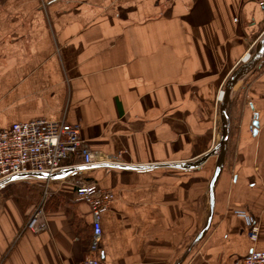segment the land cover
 I'll list each match as a JSON object with an SVG mask.
<instances>
[{
  "label": "crops",
  "instance_id": "0c3cea01",
  "mask_svg": "<svg viewBox=\"0 0 264 264\" xmlns=\"http://www.w3.org/2000/svg\"><path fill=\"white\" fill-rule=\"evenodd\" d=\"M263 32L264 0H0V129L79 123L100 160L0 187V264H77L89 253L76 178L112 194L92 253L100 264H174L208 216L218 91ZM228 112L211 224L181 264L264 251V53L237 78ZM18 180L29 194L1 191ZM37 203L47 227L25 231ZM239 212L258 225L255 241Z\"/></svg>",
  "mask_w": 264,
  "mask_h": 264
},
{
  "label": "built area",
  "instance_id": "2783aa9c",
  "mask_svg": "<svg viewBox=\"0 0 264 264\" xmlns=\"http://www.w3.org/2000/svg\"><path fill=\"white\" fill-rule=\"evenodd\" d=\"M220 92L222 89L218 91V96ZM79 132V123L69 124L64 120H48L41 117L16 121L6 128H1L0 187L21 178L27 172L50 177L65 167L73 170L76 165L88 166L99 163L100 160L81 139ZM72 156H78L79 163L63 166L62 162ZM73 184L75 193L89 205L92 226L89 253L77 264H100L92 253L96 250L101 236L102 213L109 208L112 194L97 182L86 181L83 178L74 179ZM239 214L246 218L248 238L255 241L258 235V225L250 216L242 212ZM46 227L41 203L27 218L23 230L40 232ZM231 264H264V251L251 250Z\"/></svg>",
  "mask_w": 264,
  "mask_h": 264
},
{
  "label": "water",
  "instance_id": "95a60500",
  "mask_svg": "<svg viewBox=\"0 0 264 264\" xmlns=\"http://www.w3.org/2000/svg\"><path fill=\"white\" fill-rule=\"evenodd\" d=\"M263 53H264V32L260 38L259 46L255 50V52L251 54L250 57L248 56L249 58L247 60L242 59L241 63L233 70V72L229 75V77L226 79L224 83L223 90H222V96L220 97V100H219L220 101L219 102V115H220V120H221L220 141L215 147V150L218 151V160L216 162L213 174L208 184V202H209L208 216H207L204 226L191 240V242L188 244V246L184 250L183 254L174 264L182 263V261L185 259V257L187 256L189 251L192 249V247L202 239V237L206 234V232L208 231L210 227L211 220H212V214H213V208H214V185L223 168L225 153H226V148H227V141L229 137L230 117H229V112H228V102L230 98V93L239 75L246 68L258 62L261 59ZM253 125L255 127H258V122L256 121L253 122ZM201 161L202 159L199 160L197 163H200ZM179 165L188 166L189 164L181 163ZM39 175L43 176L42 174H39Z\"/></svg>",
  "mask_w": 264,
  "mask_h": 264
},
{
  "label": "rangeland",
  "instance_id": "374dc122",
  "mask_svg": "<svg viewBox=\"0 0 264 264\" xmlns=\"http://www.w3.org/2000/svg\"><path fill=\"white\" fill-rule=\"evenodd\" d=\"M253 53H251V54H253ZM31 188H32L31 182L18 180L17 182H13V183L6 185L5 188H3L1 191L5 192V194H12L13 193V194L18 195V196H23L25 194H29ZM31 196L36 197L37 194L31 193ZM40 198H41V196L39 195L37 198L38 203H39ZM38 203L36 204V206L38 205Z\"/></svg>",
  "mask_w": 264,
  "mask_h": 264
},
{
  "label": "bare ground",
  "instance_id": "6f19581e",
  "mask_svg": "<svg viewBox=\"0 0 264 264\" xmlns=\"http://www.w3.org/2000/svg\"><path fill=\"white\" fill-rule=\"evenodd\" d=\"M249 54L248 53H246L244 56H243V59H245V60H247L249 57ZM222 96V92H220V94H219V98Z\"/></svg>",
  "mask_w": 264,
  "mask_h": 264
},
{
  "label": "trees",
  "instance_id": "16d2710c",
  "mask_svg": "<svg viewBox=\"0 0 264 264\" xmlns=\"http://www.w3.org/2000/svg\"><path fill=\"white\" fill-rule=\"evenodd\" d=\"M56 197H57V196H56ZM54 198H55V196H54ZM51 199H52V198H50V201H51Z\"/></svg>",
  "mask_w": 264,
  "mask_h": 264
}]
</instances>
